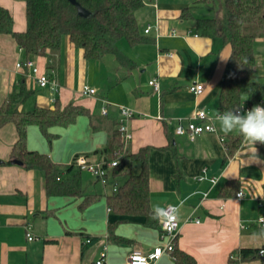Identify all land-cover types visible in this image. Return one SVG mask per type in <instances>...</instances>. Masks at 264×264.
<instances>
[{
    "label": "crops",
    "instance_id": "0c3cea01",
    "mask_svg": "<svg viewBox=\"0 0 264 264\" xmlns=\"http://www.w3.org/2000/svg\"><path fill=\"white\" fill-rule=\"evenodd\" d=\"M143 1L136 17L147 39L136 45L126 39L118 42L132 65L121 63L115 54L86 58L68 36L58 52L30 57L57 82L56 90L50 84L38 86L31 68L16 67L27 56L11 34L0 33V106L15 88L25 85L32 94L22 103L23 110L73 103L89 111L69 126L50 128L51 142L37 125L28 127L29 149L47 153L61 168L74 163L65 177L78 170L75 159L79 155L91 162L110 160L106 148L118 130L121 106L134 110L127 122L132 139L124 146L120 137L118 155L126 149L134 154L128 162L136 174L143 168L136 154L144 151L151 208L183 201L175 239L178 248L191 254L196 264H228L232 252L264 246L260 235L264 226L258 220L264 217V163L242 165L243 138L236 132L224 135L214 119L231 48L223 46L220 38L198 35L195 19L222 18L225 0ZM0 5L12 13L14 29L24 31L25 0H0ZM201 5L212 10L199 11ZM186 9L190 12L187 19L182 17ZM149 25L151 29L145 32ZM254 52L255 67L264 82V34L255 39ZM152 79L158 81L159 93L149 84ZM196 82L204 84L199 95L190 90ZM83 86L95 88L96 93L84 96ZM244 103H248L246 97ZM197 110L207 112L215 131L203 132L193 140L177 134L179 118L186 124ZM239 137L238 147L229 149L226 141ZM17 139L15 124L0 128L1 264H96L105 244L104 264H127L134 249L148 254L165 243L160 222L145 214L113 210L107 202L112 187L86 171H81L82 195H48L44 172L29 169L12 157ZM256 147L264 160V145ZM240 190L241 198L236 195ZM88 195L98 197L81 206ZM27 224L34 240H28ZM154 264H174V258L166 252Z\"/></svg>",
    "mask_w": 264,
    "mask_h": 264
},
{
    "label": "trees",
    "instance_id": "16d2710c",
    "mask_svg": "<svg viewBox=\"0 0 264 264\" xmlns=\"http://www.w3.org/2000/svg\"><path fill=\"white\" fill-rule=\"evenodd\" d=\"M76 1L85 9L86 14L80 13L70 0H25L27 26L24 31L14 29L12 13L0 5V33L11 34L27 58L58 52L63 38L68 36L86 58L97 59L115 54L121 63L132 65L133 62L124 55L118 42L126 39L131 45H136L147 39L141 33L136 17V12L144 5V1ZM182 17H190L188 9L183 11ZM195 30L200 36L220 38L223 46L229 45L231 48L220 85L218 112L240 107L245 97L252 106L263 101L264 82L260 81L255 67L254 41L264 34V0H225L223 17L196 18ZM31 94L32 91L22 85L15 88L0 106V128L13 123L18 132L12 157L29 169L44 172L48 195H82V170L78 168L71 176L65 177V174L74 169V163L61 168L47 153L29 149L27 130L30 125H37L51 142L54 135L50 128L69 126L78 116L89 115V111L73 103L65 106L57 103L53 109L37 106L31 110H23L21 105ZM120 137L119 130H116L106 148L110 160L120 157L111 180L118 188L108 194V205L117 212L145 214L152 219L146 155L143 150L136 154L142 159L143 168L139 173H132L128 161L134 154L126 149L121 156L118 155ZM226 142L229 149L235 150L240 137ZM91 197L98 195L86 196L85 203L81 206ZM260 249H264V246L240 249L238 252L241 254V261L260 259L264 264V255L259 253ZM171 255L174 264H196L191 254L176 245ZM228 264L234 262L229 259Z\"/></svg>",
    "mask_w": 264,
    "mask_h": 264
},
{
    "label": "built area",
    "instance_id": "2783aa9c",
    "mask_svg": "<svg viewBox=\"0 0 264 264\" xmlns=\"http://www.w3.org/2000/svg\"><path fill=\"white\" fill-rule=\"evenodd\" d=\"M150 29L151 26L149 25L145 30V32H149ZM16 67L19 69L24 67L31 68L34 74L35 83L38 86L46 87L47 85L50 84L52 90L57 89V82L55 80H52L47 73L41 72L32 59L27 58L24 61H19L17 62ZM149 84L153 86L155 92L157 93L160 92V86L156 79L150 80ZM190 90L199 95L204 90V84L200 82H196L190 86ZM81 93L84 96H93L96 93V89L89 86H83ZM258 104L264 106V101H260L255 105ZM254 106L248 103H244L241 104L240 107L238 108H241V114H243ZM102 111L104 114H106L107 113L106 107H103ZM133 116H134V110L125 106H121V120L118 125V130L120 132V136L122 140L125 143L124 146H126V144L132 139V133L128 128L127 122ZM213 131H215V126L211 122L205 110L195 111L188 118L186 124L183 123V118H179V122L175 128V132L177 134L180 135L186 134L191 140H193L197 135L203 132H213ZM221 140L224 142L225 138L221 137ZM124 149H126V147H123L122 150ZM119 162H120V157H117L113 160H108V161L104 160L100 162H91L84 155H79L75 159V164L80 170L90 173L94 178L99 180L102 184L110 185L112 187V191H117L118 188L117 184H112L111 180L114 175V168L118 166ZM236 195L237 197L241 198L244 196V193L240 190L237 192ZM258 220L259 222H261V225L264 226V217H261ZM31 228H32L31 225L27 224L26 229H27L28 240L35 239V236L31 231ZM178 229H179L178 221L171 228H167L166 226L161 224V236L162 239L165 241V243L162 246L155 247L154 250L148 254L144 253L140 249H134L129 255L127 264H154L163 256L164 253L166 252L171 253L175 246V239ZM87 241L90 242V239H88ZM107 249L108 246L105 244L100 252V256L99 259L96 261V264L105 263V260L107 259ZM261 251H264V249H260L259 251L260 254ZM229 259H231L234 262V264H241L242 262L240 252H232L229 255Z\"/></svg>",
    "mask_w": 264,
    "mask_h": 264
},
{
    "label": "clouds",
    "instance_id": "9594fccd",
    "mask_svg": "<svg viewBox=\"0 0 264 264\" xmlns=\"http://www.w3.org/2000/svg\"><path fill=\"white\" fill-rule=\"evenodd\" d=\"M214 119L219 123V131L224 135L236 132L243 138L239 150L242 165L264 163L256 147L257 144L264 145V106L255 105L243 114H241V108L218 112ZM182 206L183 201L180 205H168L167 207L159 204L153 205L151 218L171 228L179 220ZM260 235L264 237V232ZM261 255H264V251H261Z\"/></svg>",
    "mask_w": 264,
    "mask_h": 264
},
{
    "label": "rangeland",
    "instance_id": "374dc122",
    "mask_svg": "<svg viewBox=\"0 0 264 264\" xmlns=\"http://www.w3.org/2000/svg\"><path fill=\"white\" fill-rule=\"evenodd\" d=\"M200 9H198L199 11H202V10H209V11H211L212 9H210V8H208L206 5H201L200 7H199ZM201 15H207V14H201ZM91 62V61H90ZM83 175L85 176V177H87V178H89L90 177V179H91V176H89V175H87V173H84L83 172ZM106 186H108V185H106ZM110 186V185H109Z\"/></svg>",
    "mask_w": 264,
    "mask_h": 264
},
{
    "label": "water",
    "instance_id": "95a60500",
    "mask_svg": "<svg viewBox=\"0 0 264 264\" xmlns=\"http://www.w3.org/2000/svg\"><path fill=\"white\" fill-rule=\"evenodd\" d=\"M70 1L78 7L80 13L86 14L85 9L76 0H70ZM17 162H18V160H17Z\"/></svg>",
    "mask_w": 264,
    "mask_h": 264
}]
</instances>
